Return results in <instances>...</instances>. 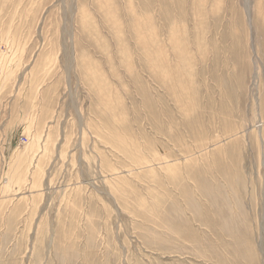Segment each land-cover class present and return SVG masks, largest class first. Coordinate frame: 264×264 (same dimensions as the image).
Here are the masks:
<instances>
[{
  "label": "rangeland",
  "instance_id": "obj_1",
  "mask_svg": "<svg viewBox=\"0 0 264 264\" xmlns=\"http://www.w3.org/2000/svg\"><path fill=\"white\" fill-rule=\"evenodd\" d=\"M0 264H264V0H0Z\"/></svg>",
  "mask_w": 264,
  "mask_h": 264
}]
</instances>
